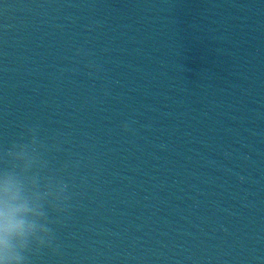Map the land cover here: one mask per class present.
I'll return each instance as SVG.
<instances>
[{
  "label": "water",
  "instance_id": "95a60500",
  "mask_svg": "<svg viewBox=\"0 0 264 264\" xmlns=\"http://www.w3.org/2000/svg\"><path fill=\"white\" fill-rule=\"evenodd\" d=\"M36 124L79 165L31 264H264V0H0V150Z\"/></svg>",
  "mask_w": 264,
  "mask_h": 264
},
{
  "label": "clouds",
  "instance_id": "9594fccd",
  "mask_svg": "<svg viewBox=\"0 0 264 264\" xmlns=\"http://www.w3.org/2000/svg\"><path fill=\"white\" fill-rule=\"evenodd\" d=\"M54 147L36 124L0 150V264H31L42 249L58 248L53 226L62 223L72 199L63 173L79 161L53 169L48 154Z\"/></svg>",
  "mask_w": 264,
  "mask_h": 264
}]
</instances>
